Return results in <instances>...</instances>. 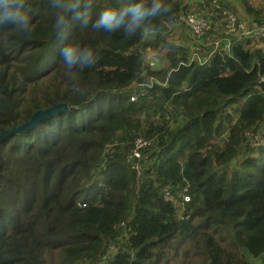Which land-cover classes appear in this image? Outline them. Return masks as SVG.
<instances>
[{
	"label": "trees",
	"instance_id": "1",
	"mask_svg": "<svg viewBox=\"0 0 264 264\" xmlns=\"http://www.w3.org/2000/svg\"><path fill=\"white\" fill-rule=\"evenodd\" d=\"M123 2L69 19L65 35L94 50L91 66L59 57L49 0H28L31 31L0 27V134L68 105L0 139V264H264V144L246 136L264 129V45L233 39L209 55L201 44L206 62L192 60L191 41L166 35L188 0H166L131 37L93 29V15ZM234 2L224 6L239 20L264 24L263 8ZM147 50L163 55L149 66ZM138 138L149 143L129 157Z\"/></svg>",
	"mask_w": 264,
	"mask_h": 264
},
{
	"label": "clouds",
	"instance_id": "2",
	"mask_svg": "<svg viewBox=\"0 0 264 264\" xmlns=\"http://www.w3.org/2000/svg\"><path fill=\"white\" fill-rule=\"evenodd\" d=\"M52 8L59 9L55 26L57 36L63 40L59 57L63 63L72 66H91L96 57L92 48L82 47L69 39L65 33L70 18L80 19L84 10L94 8L95 0H49ZM169 6L166 0H124L118 7H107L91 18L96 31L113 33L123 29L131 37L148 26L153 18L166 13ZM33 15L28 0H0V27H11L23 32L31 31Z\"/></svg>",
	"mask_w": 264,
	"mask_h": 264
},
{
	"label": "built area",
	"instance_id": "3",
	"mask_svg": "<svg viewBox=\"0 0 264 264\" xmlns=\"http://www.w3.org/2000/svg\"><path fill=\"white\" fill-rule=\"evenodd\" d=\"M192 4L197 5L195 12L186 11L179 17V24H184L190 30V41L193 45L191 59L197 61L200 64L206 62L208 56H199L197 49L202 46L210 47V52H220L221 50L228 51L233 39L249 38L252 42H263L264 43V24L247 23L243 20H239L236 14L229 8L225 7L224 4L229 0H212L207 3L204 0H188ZM208 6L212 7L213 13L220 17L221 23L213 21L211 12H208ZM204 8V9H203ZM202 9V11H200ZM222 27V33L224 37H209L204 39V34L210 29L216 30L218 26ZM262 79V78H261ZM134 99V97H132ZM246 136H251L250 146L256 147L264 144V129L256 133H247ZM149 143L148 140L138 138L135 141L134 147L130 151V156L134 158H141L140 148L146 146ZM133 168L136 173H140V166L134 163ZM168 196V195H167ZM169 197V196H168ZM186 201L189 199L187 195L183 196Z\"/></svg>",
	"mask_w": 264,
	"mask_h": 264
},
{
	"label": "rangeland",
	"instance_id": "4",
	"mask_svg": "<svg viewBox=\"0 0 264 264\" xmlns=\"http://www.w3.org/2000/svg\"><path fill=\"white\" fill-rule=\"evenodd\" d=\"M234 8L242 12L241 6H240V0H235L234 2ZM249 3L252 7L254 8H263L264 9V0H249ZM197 10V4H192L188 7L187 11H192L195 12ZM241 20L251 23V19L244 18V14H240ZM250 20V21H249ZM168 39L172 42L174 41L175 44L180 43L184 45L185 47L188 45V42L190 41V33H188L187 28L183 25L178 24L177 26H173L170 28L169 33H166ZM214 37V36H213ZM159 51H154V50H147L145 52V58L146 61L148 62L149 66L154 65L155 59L158 57H161L163 55L162 50ZM134 88L137 87V85L133 86ZM113 251L109 252V255H111Z\"/></svg>",
	"mask_w": 264,
	"mask_h": 264
},
{
	"label": "water",
	"instance_id": "5",
	"mask_svg": "<svg viewBox=\"0 0 264 264\" xmlns=\"http://www.w3.org/2000/svg\"><path fill=\"white\" fill-rule=\"evenodd\" d=\"M66 110H68V105L65 102H60L57 104H53L52 106L48 108L37 110L30 116L29 120L26 121L25 123L19 126H12L10 129H7L1 132L0 139L3 138L8 133H12V132L19 133L28 128H32L36 126L41 120H44L50 116H53L58 112L66 111Z\"/></svg>",
	"mask_w": 264,
	"mask_h": 264
},
{
	"label": "crops",
	"instance_id": "6",
	"mask_svg": "<svg viewBox=\"0 0 264 264\" xmlns=\"http://www.w3.org/2000/svg\"><path fill=\"white\" fill-rule=\"evenodd\" d=\"M259 44H260V45H264V43H263V42H260Z\"/></svg>",
	"mask_w": 264,
	"mask_h": 264
}]
</instances>
